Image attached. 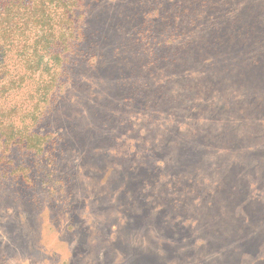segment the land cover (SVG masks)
I'll use <instances>...</instances> for the list:
<instances>
[{
    "label": "rangeland",
    "instance_id": "374dc122",
    "mask_svg": "<svg viewBox=\"0 0 264 264\" xmlns=\"http://www.w3.org/2000/svg\"><path fill=\"white\" fill-rule=\"evenodd\" d=\"M9 1L0 264H264V0Z\"/></svg>",
    "mask_w": 264,
    "mask_h": 264
},
{
    "label": "crops",
    "instance_id": "0c3cea01",
    "mask_svg": "<svg viewBox=\"0 0 264 264\" xmlns=\"http://www.w3.org/2000/svg\"><path fill=\"white\" fill-rule=\"evenodd\" d=\"M258 132H260V130L258 131ZM261 133V132H260ZM263 136V135H262ZM262 144H264V143H262ZM261 145V144H260ZM253 151V150H252ZM252 153V155L254 154L253 152H251ZM258 153V155H260V157H262L263 159H264V148H262V149H259V151L257 152ZM200 175V174H199ZM200 176H203V174L202 175H200ZM238 178H241L240 176H238ZM203 179H204V177H203ZM253 188H255L254 186H252ZM210 197L212 198V196H209V194H207V193H205L203 196H202V199L203 200H205V199H210ZM78 216V215H77ZM85 217V216H84ZM77 219V218H76ZM188 219V218H187ZM187 219H185L184 221L185 222H187L188 220ZM93 222L92 221H90V220H88V219H84V220H82V222H81V226H80V229H78V231L75 233V235L76 236H78V237H80V238H86L87 236H88V242L87 241H84V243L82 244V249L84 248V249H87V247L89 246V236H91L92 237V232H93V229H94V225L92 224ZM101 233V232H100ZM101 237H102V239L104 240L105 239V243L106 244H108L109 243V237L110 236H108V234H106L105 235V237L103 236V234L101 233V235H100ZM87 243V244H86ZM49 249V248H48ZM50 250V252H48V255H50L49 256V262L47 263V264H77L76 263V258H77V256L76 257H74V255H72L71 254V258L69 257L68 259H61L60 260V258L59 259H56V260H51V257L53 256V254L54 253H58L57 251H55V250H51V249H49ZM74 257V258H73ZM70 259V260H69ZM86 264H91V262H89V261H86ZM98 264H101V263H98ZM104 264H110V262H107V263H104Z\"/></svg>",
    "mask_w": 264,
    "mask_h": 264
},
{
    "label": "trees",
    "instance_id": "16d2710c",
    "mask_svg": "<svg viewBox=\"0 0 264 264\" xmlns=\"http://www.w3.org/2000/svg\"><path fill=\"white\" fill-rule=\"evenodd\" d=\"M15 3V0H10L9 1V4L8 5H12V4H14ZM8 14H10V10H5ZM0 15H3L2 14V12L0 13ZM0 22H1V18H0ZM3 29H5V28H3ZM9 29H6V30H3V31H0V34L2 35V38H0V39H2V40H7V39H9V37H11V34L12 33H10L9 31H8ZM50 36V35H49Z\"/></svg>",
    "mask_w": 264,
    "mask_h": 264
}]
</instances>
